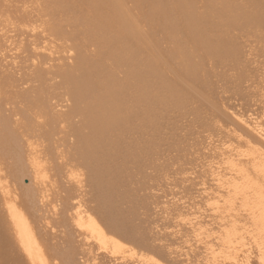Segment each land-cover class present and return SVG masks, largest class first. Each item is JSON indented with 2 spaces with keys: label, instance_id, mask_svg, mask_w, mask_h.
<instances>
[{
  "label": "bare ground",
  "instance_id": "bare-ground-1",
  "mask_svg": "<svg viewBox=\"0 0 264 264\" xmlns=\"http://www.w3.org/2000/svg\"><path fill=\"white\" fill-rule=\"evenodd\" d=\"M0 264H264V0H0Z\"/></svg>",
  "mask_w": 264,
  "mask_h": 264
}]
</instances>
